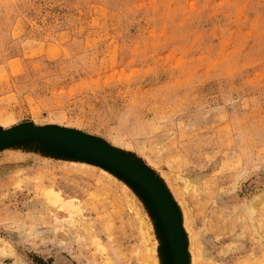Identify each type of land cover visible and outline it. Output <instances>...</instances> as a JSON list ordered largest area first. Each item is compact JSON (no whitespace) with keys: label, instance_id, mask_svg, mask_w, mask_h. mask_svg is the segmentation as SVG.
<instances>
[{"label":"rangeland","instance_id":"1","mask_svg":"<svg viewBox=\"0 0 264 264\" xmlns=\"http://www.w3.org/2000/svg\"><path fill=\"white\" fill-rule=\"evenodd\" d=\"M21 124L78 139L0 145V264H264V0H0Z\"/></svg>","mask_w":264,"mask_h":264},{"label":"water","instance_id":"2","mask_svg":"<svg viewBox=\"0 0 264 264\" xmlns=\"http://www.w3.org/2000/svg\"><path fill=\"white\" fill-rule=\"evenodd\" d=\"M21 125L24 126H16L14 127V129H12L7 133H3L0 130V145L13 143L31 137L53 138L66 142L76 141L78 139V136L72 131L57 127H36V126L34 127L33 125H28V124H21ZM89 158L97 162L103 163L105 165L111 166L115 169H118L126 174L132 175L133 173L132 169L129 166L120 162L118 159L114 158L113 156L107 154H101V153H94V154H89ZM171 230L172 233L176 235L178 230L174 223L171 224ZM178 252H179L178 264H183L181 261V254L179 248H178Z\"/></svg>","mask_w":264,"mask_h":264},{"label":"bare ground","instance_id":"3","mask_svg":"<svg viewBox=\"0 0 264 264\" xmlns=\"http://www.w3.org/2000/svg\"><path fill=\"white\" fill-rule=\"evenodd\" d=\"M20 126V125H19ZM24 126V125H23ZM16 127V126H15ZM35 127V126H34ZM12 129H14V127L12 128ZM11 129V130H12ZM11 130H9V131H11ZM3 133H7V132H9V131H7V132H4L3 130H1ZM62 139V138H61ZM114 156V155H113ZM143 174V173H142ZM141 174V175H142ZM138 177V176H137ZM133 178V177H132ZM161 187V186H160ZM47 193H45V195H46ZM47 198H48V200L49 201H52V202H54L55 203V205L56 204H60V206L63 208V209H66V210H68L69 208H73L75 211H77V209H78V207L74 204V202H73V200L71 199H64L63 197H61L60 195H59V193L58 192H56L55 190H51L50 192H49V194L47 195ZM161 200V199H160ZM163 207V206H162ZM79 209H81V208H79ZM252 209V208H251ZM73 210V211H74ZM71 211V210H70ZM81 212V211H80ZM71 217H74L75 219H79L78 221H80V219H81V214H79V211L78 212H75V213H71ZM67 218V217H66ZM71 220V219H70ZM71 221H75V220H71ZM178 228H180V227H178ZM169 229V228H168ZM169 232V231H168ZM174 240V239H173ZM176 244V243H175ZM175 246V245H174ZM102 248V247H101ZM175 250V249H174ZM176 251V250H175ZM175 255V254H174ZM177 257V256H176ZM157 258V257H156ZM158 260V259H157ZM158 263H160V261L158 262Z\"/></svg>","mask_w":264,"mask_h":264}]
</instances>
